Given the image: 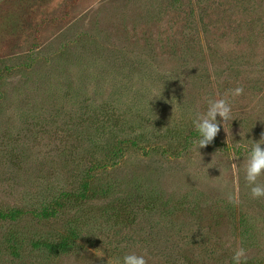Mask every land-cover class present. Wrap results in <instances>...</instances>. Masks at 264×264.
<instances>
[{
	"label": "rangeland",
	"instance_id": "374dc122",
	"mask_svg": "<svg viewBox=\"0 0 264 264\" xmlns=\"http://www.w3.org/2000/svg\"><path fill=\"white\" fill-rule=\"evenodd\" d=\"M262 134L264 0H0V264H264Z\"/></svg>",
	"mask_w": 264,
	"mask_h": 264
},
{
	"label": "clouds",
	"instance_id": "9594fccd",
	"mask_svg": "<svg viewBox=\"0 0 264 264\" xmlns=\"http://www.w3.org/2000/svg\"><path fill=\"white\" fill-rule=\"evenodd\" d=\"M243 91L242 87H236L231 90V96L233 98L238 97ZM161 96L160 94H154L151 101ZM232 110V102L227 98L221 97L209 100L206 111L202 114L197 113L194 115L192 118V127L197 135L193 140V144L199 150L213 143L221 130V126L224 128L225 121L234 120ZM262 176H264V134L252 144L251 149L247 153L246 164L244 165V178L250 186L252 198H264V183L259 181V178ZM230 202L238 203V199L230 198ZM97 256L102 257L101 255ZM247 260L248 257L245 249L239 248L234 251L232 264H247ZM115 264H148V262L145 254L132 252L125 254L122 260L117 258Z\"/></svg>",
	"mask_w": 264,
	"mask_h": 264
}]
</instances>
